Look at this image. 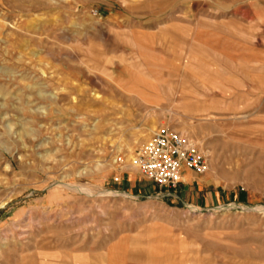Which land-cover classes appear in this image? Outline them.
Masks as SVG:
<instances>
[{
    "label": "rangeland",
    "instance_id": "374dc122",
    "mask_svg": "<svg viewBox=\"0 0 264 264\" xmlns=\"http://www.w3.org/2000/svg\"><path fill=\"white\" fill-rule=\"evenodd\" d=\"M190 14L235 56L186 72L163 28ZM0 23V259L112 232L119 264H264V0H0ZM165 130L206 158L192 191L128 164Z\"/></svg>",
    "mask_w": 264,
    "mask_h": 264
},
{
    "label": "crops",
    "instance_id": "0c3cea01",
    "mask_svg": "<svg viewBox=\"0 0 264 264\" xmlns=\"http://www.w3.org/2000/svg\"><path fill=\"white\" fill-rule=\"evenodd\" d=\"M193 14H190L189 18H185L181 22L175 24L168 23L163 28L165 32L174 36V41L175 39L179 40L182 55L185 56L186 62L183 65L186 72H196V53L199 48L203 50L208 48L217 50L218 53L222 52L223 55L228 57L231 54L235 56V49H238L239 41L230 36V24L224 19L208 17L198 22L196 17L192 16ZM247 28V38L244 44L245 52L242 50V53L244 52L245 55L251 56V53L256 49L257 37L252 35V28L250 29L249 25ZM231 49H233V53L230 52ZM134 179L132 178V180ZM192 179V172L185 170L183 181L187 183L186 188L190 191L194 187V184L191 182ZM185 201L187 199L183 195L181 196V201L179 199L177 203L184 204ZM109 234L106 237L104 245L96 244V237H88L85 242H80L78 248H73V246H55L42 250L34 248L29 252L24 251L23 253H28V255L34 258L33 261L22 260V258L19 260L17 257H4L0 259V264H119V239L112 232ZM59 247L61 250H59Z\"/></svg>",
    "mask_w": 264,
    "mask_h": 264
},
{
    "label": "built area",
    "instance_id": "2783aa9c",
    "mask_svg": "<svg viewBox=\"0 0 264 264\" xmlns=\"http://www.w3.org/2000/svg\"><path fill=\"white\" fill-rule=\"evenodd\" d=\"M203 1V0H197ZM140 172L160 188H176L185 170L203 175L208 170L205 156L188 138L174 131H161L137 154Z\"/></svg>",
    "mask_w": 264,
    "mask_h": 264
},
{
    "label": "bare ground",
    "instance_id": "6f19581e",
    "mask_svg": "<svg viewBox=\"0 0 264 264\" xmlns=\"http://www.w3.org/2000/svg\"><path fill=\"white\" fill-rule=\"evenodd\" d=\"M4 29V26L2 23H0V38L3 37L2 36V31ZM6 97V96H5ZM10 129V128H9ZM29 162V161H28ZM128 164L130 165L131 168L133 169H137L138 167V164H137V161L135 160V157L134 156H130L128 157ZM5 207V204H2L1 205V208H4Z\"/></svg>",
    "mask_w": 264,
    "mask_h": 264
}]
</instances>
